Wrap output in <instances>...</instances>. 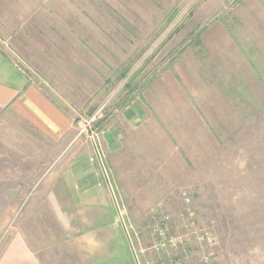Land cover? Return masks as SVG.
<instances>
[{
	"label": "rangeland",
	"instance_id": "rangeland-1",
	"mask_svg": "<svg viewBox=\"0 0 264 264\" xmlns=\"http://www.w3.org/2000/svg\"><path fill=\"white\" fill-rule=\"evenodd\" d=\"M9 1L1 45L85 136L110 197L96 213L118 216L135 264H264V0ZM140 98L146 125L123 128L109 156L104 131ZM33 160L0 180L33 184ZM50 200L0 188V264H88L76 237L113 221Z\"/></svg>",
	"mask_w": 264,
	"mask_h": 264
},
{
	"label": "crops",
	"instance_id": "crops-1",
	"mask_svg": "<svg viewBox=\"0 0 264 264\" xmlns=\"http://www.w3.org/2000/svg\"><path fill=\"white\" fill-rule=\"evenodd\" d=\"M7 3L13 1L0 0V14L7 12L4 8ZM3 19L0 17V29L8 27L2 25ZM0 42V142L5 146L0 148V174L22 173L23 158H33L37 166L35 172L42 174L33 184H22L20 177L18 181L13 180L14 184L1 179L0 188H46L54 197L47 204L63 206L61 212L67 210L68 215L76 214V219L81 221H100L101 214L96 211L108 204L110 197H107L101 168L93 161V150L87 149L85 136L75 132L70 114L1 45V38ZM144 99H135L121 107L109 129L104 131V146L109 156L120 150L124 129L146 125L149 107ZM6 158L9 159L7 165L2 161ZM106 219L113 221L109 228H99L98 224L87 232H95L100 240L116 237L115 243H110L107 253L82 252L85 261L88 264L97 261L135 264L130 234L117 228L118 216Z\"/></svg>",
	"mask_w": 264,
	"mask_h": 264
},
{
	"label": "clouds",
	"instance_id": "clouds-1",
	"mask_svg": "<svg viewBox=\"0 0 264 264\" xmlns=\"http://www.w3.org/2000/svg\"><path fill=\"white\" fill-rule=\"evenodd\" d=\"M62 227L65 231L73 230L72 218L61 214L60 216ZM76 243L83 251L93 253L103 247L101 241L95 232H85L76 237Z\"/></svg>",
	"mask_w": 264,
	"mask_h": 264
},
{
	"label": "built area",
	"instance_id": "built-area-1",
	"mask_svg": "<svg viewBox=\"0 0 264 264\" xmlns=\"http://www.w3.org/2000/svg\"><path fill=\"white\" fill-rule=\"evenodd\" d=\"M158 235L161 238V240H160L161 242L158 244V247L159 248H164L168 244V234H167V230L165 228H159L158 229ZM208 239L209 240H212L213 237L212 236H209ZM205 263H208V259H206Z\"/></svg>",
	"mask_w": 264,
	"mask_h": 264
}]
</instances>
